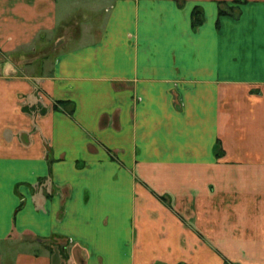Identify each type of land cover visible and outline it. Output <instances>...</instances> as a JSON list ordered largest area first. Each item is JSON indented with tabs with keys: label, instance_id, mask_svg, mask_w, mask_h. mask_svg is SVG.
<instances>
[{
	"label": "crops",
	"instance_id": "1",
	"mask_svg": "<svg viewBox=\"0 0 264 264\" xmlns=\"http://www.w3.org/2000/svg\"><path fill=\"white\" fill-rule=\"evenodd\" d=\"M0 264H264V0H0Z\"/></svg>",
	"mask_w": 264,
	"mask_h": 264
},
{
	"label": "rangeland",
	"instance_id": "2",
	"mask_svg": "<svg viewBox=\"0 0 264 264\" xmlns=\"http://www.w3.org/2000/svg\"><path fill=\"white\" fill-rule=\"evenodd\" d=\"M70 1H76V0H70ZM72 25L69 28V34H73L75 35L77 33L78 30V25L77 23H71ZM57 32V31H56ZM62 32H57L55 33V38H49V41L51 40L53 44H47L46 46H43L42 48H38V51L34 52V53H23V57L21 60L24 61H30L34 58H38V59H34L36 61L37 64H39V61L41 60L40 58L44 57L45 55L50 56L51 60H52V56H55L57 54V51L62 47V42L57 40V37L60 36ZM65 33V32H64ZM66 35V34H65ZM67 37V36H66ZM61 45V46H60ZM42 50V52H41ZM49 57V59H50ZM45 63V62H44Z\"/></svg>",
	"mask_w": 264,
	"mask_h": 264
},
{
	"label": "trees",
	"instance_id": "3",
	"mask_svg": "<svg viewBox=\"0 0 264 264\" xmlns=\"http://www.w3.org/2000/svg\"><path fill=\"white\" fill-rule=\"evenodd\" d=\"M219 12H220V13H223V12H225V11L222 10V9H220ZM200 15H201V12H200L198 9H194V10H193V12H192V23H193V24H198V23L201 22ZM57 103L60 104V105H61V104H65L64 101H57V102L55 103V106L57 105Z\"/></svg>",
	"mask_w": 264,
	"mask_h": 264
}]
</instances>
